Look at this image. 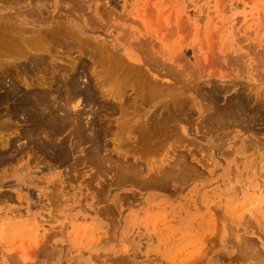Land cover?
Segmentation results:
<instances>
[{"label":"rangeland","instance_id":"obj_1","mask_svg":"<svg viewBox=\"0 0 264 264\" xmlns=\"http://www.w3.org/2000/svg\"><path fill=\"white\" fill-rule=\"evenodd\" d=\"M4 19L3 39L55 34L0 57V264H264V0H0ZM44 92L72 119L53 134L24 97Z\"/></svg>","mask_w":264,"mask_h":264},{"label":"bare ground","instance_id":"obj_2","mask_svg":"<svg viewBox=\"0 0 264 264\" xmlns=\"http://www.w3.org/2000/svg\"><path fill=\"white\" fill-rule=\"evenodd\" d=\"M28 1H29V0H28ZM5 2H6V1H5ZM17 3H18V2H17ZM80 4H81V3H80ZM31 5H33V4H31ZM78 5H79V4H78ZM33 6H34V5H33ZM80 6H81V5H80ZM70 7H71V6H70ZM82 7H83V6H82ZM32 8H33V9H32ZM32 8H31L32 10H31V9H29L28 11L26 10V11L28 12L26 15L28 16V15L30 14L31 16L33 15V16H36V18H37V16L40 14V13H39V8H37V6H36V7L34 6V7H32ZM79 8H81V7L78 6V9H79ZM41 9H42V8H41ZM43 10H44V9H42L41 11H43ZM79 10H80V9H79ZM81 10H84V9L81 8ZM69 11H70V10H69ZM76 12H78V11H76ZM79 14H81V13H79ZM108 14H109V13H108ZM11 15H12V14H11ZM13 16H14V15H13ZM27 16H25V18H26ZM50 16H51V15H50ZM87 16H88V15H87ZM60 17H61V16H60ZM27 18H28V17H27ZM38 18H39V17H38ZM14 19H15V18H14ZM29 19H30V17H29ZM32 19H34V18H32ZM16 20H17V19H16ZM37 20H38V19H36V21H37ZM6 21H7V20H5V19H4V20H0V32H1L3 29H5L6 27L10 26V25H7V24H6ZM8 21H9V20H8ZM34 22H35V21H34ZM38 22H39V20L37 21V23H38ZM44 22H45V21H44ZM24 23H25V21H24V22H23V21H20V22L17 23V25H13V24H12V26H15V27H13V28H14V29H15V28H18V30H19V32H20V33L17 34V36L14 37V38H8V37H6V36H8V35L6 34L8 31L5 30V31H7L5 34H3V35H5V36H3V37H5V39H3V38L0 37V49H2V50L0 51V55H1V52H2V51L4 50V48H5V50H6V49H7V51L9 50V55L13 57V55H14L13 53L16 52V51H18V50H17L18 47H16V45L19 46V49H21V46L26 47V46H25L26 43H28V44H29V43H33V45H36V44H37L39 47L42 46V47H44V49L46 50L45 45H46L48 42L45 43V42L42 41V39H44V38H48V35H50L51 32L54 33V28H52V27L50 26L53 30H52V29H51V30L49 29V30H48L49 32H43V33H41L42 35H39V34H38V35H33V36H31L32 34H30V37H28V36L26 37L25 35L23 36V34H25V32L28 33V32H30V31H29L28 27H27L26 25H24ZM26 23H27V22H26ZM59 23H60V22H59ZM38 24H40V22H39ZM41 24H43V23H41ZM58 25H59V24H58ZM60 25H61V24H60ZM4 26H6V27L4 28ZM63 26H64V25H62V27H63ZM10 28H11V26H10ZM13 28H12V30H13ZM63 28H64V27H63ZM66 29H67V28H65L64 30H66ZM56 30H58V29H55V32H56ZM69 30H70V29H69ZM33 31H35V30H32L31 33H32ZM46 31H47V30H46ZM17 32H18V31H17ZM17 32H16V29H15V32H14V33H17ZM60 32H61V31H60ZM8 33H9V32H8ZM27 33H26V34H27ZM53 33H52V34H53ZM62 33H63V32H62ZM10 34H11V33H10ZM12 34H13V33H12ZM54 34H55V33H54ZM58 34H59V33H58ZM64 34H65V33H64ZM69 34H71V31L69 32ZM62 35H63V34H62ZM46 36H47V37H46ZM55 36L57 37V34H56ZM51 37H52V36H51ZM56 37H54V38L56 39V43L58 44V42H60V41H58L59 39L57 40ZM66 37H68V35H66ZM71 37H73V36H71ZM74 37H75V36H74ZM61 38H62V36H61ZM71 39H72V38H71ZM77 39H78V38H77ZM79 39H81V38H79ZM79 39H78V40H79ZM50 40H51V39H50ZM45 41H46V39H45ZM48 41H49V40H48ZM54 41H55V40H54ZM62 41H63V40H62ZM67 41H68V40H67ZM70 41H71V40H70ZM73 41H74V39H73ZM12 42H13V43H12ZM14 42H16V43H18V44H15ZM41 42H43V43L40 45ZM63 42H64V41H63ZM65 42H66V41H65ZM38 43H39V44H38ZM44 43H45V45H44ZM49 43H50V42H49ZM56 43H55V44H56ZM61 44H62V43H61ZM82 44H83V43H82ZM82 44H81V46H82ZM43 45H44V46H43ZM58 45H59V44H58ZM85 45H86V44H85ZM2 46H3V47H2ZM14 46H15L16 51H13V50H12V48H13ZM47 46H48V45H47ZM49 46H50V45H49ZM68 46H69V45H68ZM91 46H93V45H91ZM101 46H102V45H101ZM28 47H29V46H28ZM39 47H38L37 51L40 49ZM83 47H85V46H83ZM88 47H89V45H88ZM93 47H94V46H93ZM35 48H37V46L34 47V49H35ZM53 48H54V47H53ZM59 48H60V47H59ZM59 48L57 47L56 49H59ZM75 48H77V47L74 46V49H75ZM98 48H99V46H98ZM98 48H95V49L93 48V49L96 51V49H98ZM47 49H48V47H47ZM49 49H50V48H49ZM60 49H61V48H60ZM72 49H73V48H72ZM88 49L90 50V48H88ZM10 50H12L13 53L10 54ZM40 50H42V48H41ZM45 50H44V51H45ZM99 50H100V49H99ZM29 51H30V50H29ZM55 51H56V50H55ZM77 51H78V49H77ZM90 51H91V50H90ZM95 51L93 52V55L95 54ZM4 52H6V51H4ZM4 52H2V56H0L1 58L3 57ZM34 52H35V51H34ZM34 52H33V55H35ZM41 52H43V50L40 51V54H38L39 56H38V58H37V59H39L40 61L44 59V58H42V57H45L44 55L40 56V55L42 54ZM50 52H51V50H50ZM57 52H58V51H57ZM96 52H97V51H96ZM99 52H100V51H99ZM99 52H97L96 55H98ZM102 52H103V50H102ZM22 53H23V54H22ZM29 53H30V52H29ZM29 53H28V55H29ZM48 53H49V52H48ZM53 53H54V52H53ZM53 53H52V54H53ZM62 53H64V52H62ZM62 53H61V54H62ZM85 53H86V52H85ZM103 53H104V52H103ZM6 54H8V53L6 52ZM12 54H13V55H12ZM21 54H22V55H26V56H28L27 53H25V52H21ZM44 54H45V53H44ZM46 54H47V52H46ZM52 54H50V55H52ZM56 54H58V53H56ZM90 54H91V52H90ZM100 54H101V52H100ZM111 54H112V53H111ZM116 54H117V53H115L114 58H115V56H116V58L119 57V59H120V58H121V57H120L121 55L119 56V55H116ZM9 55H7V56H8V57H7V60H8V59L10 60V59L12 58V57L9 58ZM31 55H32V54H31ZM36 55H37V53H36ZM36 55H35V56H36ZM50 55H49V56H50ZM93 55H92V57H93V59H94V56H93ZM96 55H95V56H96ZM103 55H105V54H103ZM103 55H102V57L105 59L106 57H104ZM16 56H17V55H15V57H16ZM26 56H24V58H25ZM29 56H30V55H29ZM35 56H34V57H35ZM89 56H90V55H89ZM108 56H109V55H108ZM111 56H113V55H110L109 57H111ZM5 57H6V56H5ZM34 57H33V59H34ZM36 57H37V56H36ZM47 57H48V54H47ZM53 57H55L54 54H53ZM53 57H52V58H53ZM98 57H100V56H98ZM102 57H101V58H102ZM16 58H17V60L19 59L18 56H17ZM26 58H27V57H26ZM26 58H25V59H26ZM101 58H100V60H101ZM103 58H102V59H103ZM116 58H115V59H116ZM22 59H23V58H22ZM37 59H35V61L40 62V61L37 60ZM54 59H55V58H54ZM56 59H57V58H56ZM58 59H59V58H58ZM108 59H109V58H108ZM108 59H107V60H108ZM0 60H1V59H0ZM5 60H6V58H5ZM7 60H6V61H7ZM44 60H46V57H45ZM48 60H49V59H48ZM51 60H52V59H51ZM127 60L129 61V59H127ZM1 61H2V60H1ZM49 61H50V60H49ZM52 61L55 62V60H52ZM52 61H50V63L53 64L54 62H52ZM104 61H106V59H105ZM104 61H103L102 63H104ZM109 61H110L109 63H111L112 60L109 59ZM121 61H122V60H121ZM123 61H124V60H123ZM134 61H135V60H134ZM136 61H137V60H136ZM12 62H13V61H12ZM43 62H44V61H43ZM47 62H48V61H47ZM60 62H62V61H60ZM98 62H99V61H97V63H98ZM106 62H107V61H106ZM113 62H114V60L112 61V63H113ZM118 62H120V61H118ZM118 62H116V63H118ZM132 62H133V61H132ZM0 63H1V62H0ZM2 63H3V62H2ZM5 63H8V62H5ZM41 63H42V62H41ZM41 63H40V64H41ZM50 63L48 62L49 65H50ZM58 63H59V60H58ZM95 63H96V62H95ZM99 63H101V62H99ZM99 63H98V64H99ZM102 63H101V66H103ZM112 63L110 64V66L112 65ZM116 63H113V64H115V65H114V66L116 67L115 70H116V69L118 70V69H119L118 67L120 66V65H119L120 63L117 64V66L119 65L118 67L116 66ZM128 63H129V62H128ZM130 63H131V62H130ZM8 64L11 65V63H8ZM12 64H13V63H12ZM37 64H38V63H37ZM48 64H46V65H48ZM52 64H51V66H52ZM62 64H63V63H62ZM76 64H77V63H76ZM91 64H92V63H91ZM98 64H96V66H97ZM121 64H122V62H121ZM135 64H137V63H135ZM138 64H139V63H138ZM6 65H7V64H6ZM10 65H7V66L10 67ZM20 65H21V64H20ZM20 65H19V66H20ZM43 65H45V64L43 63ZM55 65H56V64H55ZM67 65H68V64H67ZM142 65H143V64H142ZM21 66H22V65H21ZM37 66H38V65H37ZM37 66H36V69H37V68H42V65H39L38 67H37ZM40 66H41V67H40ZM57 66H59V64H58ZM98 66H99V65H98ZM101 66H100V67H101ZM105 66H106V65H104L103 67L105 68ZM108 66H109V65H108ZM108 66H107V67H108ZM135 66L137 67V65H135ZM135 66H132V63H131V66L129 65L128 68H135V69H136ZM139 66H140V64H139ZM17 67H18V64H17ZM17 67L14 66V67H12V68H15V69H16ZM34 67H35V66H34ZM44 67H45V66H44ZM48 67H49V66H48ZM67 67H69V66H67ZM70 67H71V66H70ZM103 67H102V68H103ZM112 67H113V66H112ZM112 67H111V68L108 67V68H110V70H108V68H106L108 71H107L106 69H104V68H103V69H104V71H107V72L110 74L111 72H113V71H112V70H113ZM6 68H7V67H6ZM19 68H20V67H19ZM50 68H51V67H50ZM63 68H64V67H63ZM113 68H114V67H113ZM126 68H127V67H126ZM142 68H143V67H142ZM9 69H11V68H9ZM44 69H45V68H44ZM67 69H68V68H67ZM70 69H71V68H70ZM80 69H81V68H80ZM111 69H112V70H111ZM51 70H52V69H51ZM65 70H66V69H65ZM101 70H102V69L100 68V71H101ZM117 70H116V71H117ZM125 70H126V69H125ZM129 70H132V69H129ZM139 70H140V72L142 73L141 69H139ZM139 70H137L136 74L139 73V72H138ZM146 70H147V69H146ZM21 71H22V70H21ZM60 71H61V70H60ZM110 71H111V72H110ZM116 71H114V73H115ZM127 71H128V70H127ZM135 71H136V70H135ZM135 71H134V72H135ZM7 72H8V71H7ZM62 72H63V71H62ZM102 72H103V71H102ZM102 72H101V73H102ZM122 72H123V71H121V73H122ZM125 72H126V71H125ZM125 72H123V73L126 75ZM130 72H131V71H130ZM134 72H133V73H134ZM8 73H9V72H8ZM28 73H29V72H28ZM67 73H68V72H67ZM119 73H120V72H119ZM121 73H120V75H121ZM133 73H131V74L133 75ZM141 73H140V74H141ZM144 73H145V72H144ZM147 73H148V72H147ZM29 74H30V73H29ZM73 74H74V73H73ZM127 74H128V73H127ZM140 74H137V75H140ZM150 74H151V73H150ZM57 75H58V74H57ZM75 75H76V74H75ZM80 75H81V74H80ZM104 75H107V73H104ZM104 75H103V76H104ZM118 75H119V74H118ZM120 75H119V76H120ZM151 75H152V74H151ZM151 75H150V76H151ZM27 76H28V75H27ZM30 76H31V75H30ZM40 76H41V75H40ZM55 76H56V75H55ZM77 76H78V75H77ZM77 76H76V77H77ZM103 76H102L101 78H103ZM109 76H110V75H109ZM112 76H113V74H111L110 77H112ZM126 76H127V75H126ZM134 76H135V75H134ZM150 76H149V77H150ZM23 77H24V76H23ZM28 77H29V76H28ZM61 77H62V76H61ZM68 77H69V76H68ZM95 77H96V76H95ZM95 77H93V79H94ZM121 77L123 78V74L121 75ZM142 77H143V76H142ZM146 77H147V75H146ZM149 77H148V78H149ZM36 78H37V77H36ZM58 78H59V77H58ZM104 78H105V77H104ZM104 78H103V79H104ZM117 78H118V76H117ZM127 78H128V77H127ZM127 78H126V79H127ZM138 78H139V77H138ZM144 78H145V75H144ZM148 78H147V79H148ZM152 78H153V77H152ZM152 78H151V79H152ZM2 79H4V78H2ZM2 79H1V80H2ZM24 79H25V78H24ZM30 79H31V78H30ZM38 79H39V78H38ZM59 79H60V78H59ZM62 79H63V78H62ZM95 79H96V78H95ZM103 79H102V81H103ZM107 79H108V77L105 78V80H107ZM109 79H111V78H109ZM119 79L121 80V78H119ZM128 79H129V78H128ZM136 79H137V77H136ZM136 79H133V80H134V81H132L133 84H134L136 81L140 84L141 82H139V81L136 80ZM141 79H142V78H141ZM141 79H139V80L141 81ZM5 80H6V79H5ZM5 80H4V81H5ZM20 80H21V79H20ZM105 80H104V84H105V82H106ZM111 80H112V79H111ZM117 80H118V79H116V81H117ZM135 80H136V81H135ZM144 80H145V79H144ZM144 80H143V81H144ZM152 80H154V79H152ZM152 80H151V81H152ZM57 81H58V80H56V82H57ZM62 81H63L64 84H65V87H64V88H65L66 92L64 93V95L66 96V98H67V96L70 97V95L74 97L77 93H79V90H77V88H76L77 86L75 85V82H77V81H75L74 76H70V78H68V79L65 78V79L62 80ZM143 81H142V82H143ZM146 81H147V80H146ZM146 81H145V82H146ZM157 81H158V79H157ZM2 82H3V81H2ZM5 82H6V81H5ZM36 82H37V81H35V83H36ZM44 82H45V81H44ZM59 82H60V81H59ZM99 82H100V81H99ZM124 82H125V81H124ZM124 82H123V83H124ZM132 82H131V83H132ZM153 82H154V81H153ZM158 82H159V81H158ZM3 83H4V82H3ZM10 83H11V82H10ZM30 83H31V82H30ZM33 83H34V81H33ZM88 83H89V82H88ZM90 83H91V82H90ZM90 83L88 84V90H87V91H88V98H87V99H88L89 102L92 101V98H93V96H94V95H93V91H92L93 87H92V89H91V87L89 86V85H93V84H90ZM93 83H94V82H93ZM149 83H150V81H149V82L147 81V85H146V84L142 85V86H145V85H146L145 87H147V88H145V87H143V88H145V89H147V90L141 88V86H140V88L137 87V86H134L136 83H135V84L133 85V87H131V88H133V89H137V88H139V90H141V91H142V89H143L145 92H146V91L149 92V94H147V95L152 94L151 96H153V92H154V89L156 88V85L154 84V87H151V85H150V88H148ZM151 83H152V82H151ZM8 84H9V83H8ZM39 84H40V83H39ZM96 84H97V83H96ZM104 84L101 83L100 85H104ZM157 84H158V83H157ZM10 85H11L12 88L16 89V88H15L16 85H15L13 82H12L11 84H9V88H10ZM116 85H117V84H116ZM116 85H115V86H116ZM124 85H125V84H124ZM124 85H123L122 87H124ZM152 85H153V83H152ZM45 86H46V85H45ZM86 86H87V85H86ZM94 86H95V84H94ZM158 86H159V85H158ZM158 86H157V87H158ZM25 87H26V85H25ZM46 87H47V86H46ZM97 87H98V86H97ZM97 87H96V89H97ZM118 87H119V88L121 87L120 84H118ZM122 87H121V88H122ZM126 87H128V86H126ZM135 87H136V88H135ZM85 88H86V87H85ZM115 88L117 89V87H115ZM61 89H62V87H61ZM127 89H128V88H127ZM63 90H64V89H63ZM98 90H99V88H98ZM117 90H118V89H117ZM124 90H125V88H124ZM124 90H123V91H124ZM128 90H129V89H128ZM12 91H13V90H12ZM22 91H23V90H22ZM60 91H61V90H60ZM87 91H86V92H87ZM155 91H156V90H155ZM94 92H95V91H94ZM120 92H121V91H120ZM120 92L117 91V93H115V94H116L115 96L117 97V96H118V93H119V94L122 93V92H121V93H120ZM39 93H40V92H39ZM53 93H54V92H53ZM62 93H63V92H62ZM97 93H100V92H97ZM142 93H143V91H142ZM47 94H48V93L45 94V92H44L42 95H40V94H33V95H24V97L29 98L30 101H32V104L34 105L33 108L38 109L39 107H43V109H47V110L49 111V114H48V115L50 116V118H49V119L47 118V119H48V120H47L48 122L45 121L46 123H49V124H48V125L44 124V125L49 127V128H48L49 130H47V131L49 132V134H53V133H55V132H58V131L62 130V128H65L69 123H71L72 119H71V121H70V118H69V116H68L69 114H67V113H65L63 116H62V115H58V114H54V112H57L56 110L61 109V108H58V107H56V106H55V108H54V105L51 103V102H53V101H52V100H53V96L51 97L52 99H49L50 95H47ZM54 94H55V93H54ZM122 94H123V93H122ZM144 94H146V93H144ZM64 95H62V96H63L62 99H66V98H64ZM83 95H84V93H83ZM95 95H96V94H95ZM141 95H143V94H141ZM77 96H78V95H77ZM80 96H81V95H80ZM80 96H79V97H80ZM119 96H120V95H119ZM119 96H118V97H119ZM139 96H140V93H139ZM139 96H138V97H139ZM6 97H8V96H7V95H6V96H3V95H2V97H0V99H5ZM59 97H60V98H59ZM59 97H58V95H57V98L61 99V96H59ZM100 97H101V95H100ZM116 97H115V98H116ZM118 97H117V98H118ZM121 97H124V96H121ZM121 97H120L119 99H122ZM142 97H143V96H142ZM142 97H141V98H142ZM149 97H150V96H149ZM57 98H56V99H57ZM74 98H76V97H74ZM113 98H114V96H113ZM115 98H114V101H115ZM47 99H49L50 102H47ZM54 99H55V98H54ZM67 99H68V98H67ZM102 99H104L103 96H102ZM69 100H70V99H69ZM122 100H123V99H122ZM57 101H59V100H57ZM118 101L120 102L121 100H118ZM118 101H115V102H117V105H120V103L118 104ZM123 102H124V101H123ZM123 102H122V103H123ZM67 103H68V102H67ZM172 103H173V102H172ZM183 103H184V101H183ZM115 104H116V103H115ZM33 105H31V106H33ZM173 105H174V104H173ZM57 106H58V105H57ZM59 106H60V105H59ZM115 106H116V105H115ZM122 106H123V105H122ZM30 108H31V107H30ZM51 108L54 109V112L51 110ZM220 109H221V108H220ZM220 109H219V110H220ZM233 109H235V108H233ZM236 109H237V107H236ZM238 109H239V108H238ZM238 109H237L236 111H235V110H234V111H233V110L231 111V109H226V110L223 109L224 111L221 110V111H219L218 113H216V112H215V113H216V115H217L218 117H219V116H222V118H224V120H225V117L227 118L229 115H230V116H235L234 114H235V112L237 113ZM61 110H62V109H61ZM176 110H177V109H176ZM34 111H35V110H34ZM181 111H182V110H181ZM181 111H180V112H181ZM52 112H53V113H52ZM233 112H234V113H233ZM5 113H6V112H5ZM182 113H183V112H182ZM213 113H214V112H213ZM2 114H3V113H2ZM81 114H82V113H81ZM33 115H34V114H33ZM216 115L214 114V116H216ZM40 116L43 117L41 114L39 115V117H40ZM210 116H211V118H212V114H211ZM223 116H224V117H223ZM230 116H229V119H230ZM33 117H35V116H33ZM71 117H72V116H71ZM174 117H175V116H174ZM179 117H180V116H179ZM235 117H236V116H235ZM19 118H20V117H19ZM183 118H184V117H183ZM211 118H210V119H211ZM219 118H220V117H219ZM232 118H233V117H232ZM0 119H1V118H0ZM39 119H40V118H39ZM41 119H42V118H41ZM41 119H40V120H41ZM43 119H44V118H43ZM94 119H95V118H94ZM213 119H214V118H213ZM216 119H217V118H216ZM229 119H228V120H229ZM40 120H38V121H40ZM211 120H212V119H211ZM222 120H223V119H222ZM222 120H221V121H222ZM156 121H157V120H156ZM41 122H42V121H41ZM90 122H91V121H90ZM226 122H227V121H226ZM231 122H232V121H231ZM214 123H215V122H214ZM214 123H213V124H214ZM216 123H217V122H216ZM227 123H228V122H227ZM40 124H41V123H40ZM147 124H149V123H147ZM93 125H94V124H93ZM137 125H138V124H137ZM225 125H226V124H225ZM34 126H35V125H34ZM68 126H69V125H68ZM90 126H91V124H90ZM90 126H89V127H90ZM209 126H211V125H209ZM217 126H218V125H217ZM5 127H6V126H5ZM79 127H80V126H79ZM138 127H140V126H138ZM142 127H145V128H146L145 130H148L147 127H146V124H143ZM150 127H151V126H150ZM224 127H226V126H224ZM7 128H8V126H7ZM92 128H93V127H92ZM42 129H43V128H42ZM90 129H91V127H90ZM139 129H140V128H139ZM141 129H142V128H141ZM218 129H219V128H218ZM8 130H9V129H8ZM142 130H143V129H142ZM145 130H143V131H145ZM78 131L81 133V129L78 130ZM82 131H83V130H82ZM93 131H94V129L92 130V132H91V133L89 134V136H88V137H91L90 139H91L92 141H93L94 139L97 140V138H98V137L95 138V135L93 134V133H95V132H93ZM38 132H39V131H38ZM38 132H37V133H38ZM34 133H35V132H34ZM147 133H148V132H147ZM151 133H152V132H151ZM14 134H15V133H14ZM77 134H78V133H77ZM147 135H148V134H147ZM47 136H48V135H47ZM49 136H50V135H49ZM82 136H83V135H82ZM96 136H97V135H96ZM141 136H142V135H141ZM144 136H146V135H144ZM5 137H6V136H5ZM7 137H8V136H7ZM17 137H18V136H17ZM142 137H143V136H142ZM47 138H48V137H47ZM147 138H148V137H147ZM9 139H10V138H9ZM82 140H83V139H82ZM84 140H85V139H84ZM86 140H87V138H86ZM91 140H90V141H91ZM134 140H135V139H134ZM48 141H49V140H47V141L44 140L43 142H37V144H38L37 147H39L40 149H42V151H46V150H47L48 148H50V147H51V149H53V148H58V147H59V146H55V145H53V143L48 142ZM50 141H51V140H50ZM35 142H36V141H35ZM95 142H97V141H95ZM8 144H9V143H8L7 140H6V143H4V147H7ZM13 144H14V143H13ZM35 144H36V143H35ZM57 145H58V144H57ZM59 145H60V144H59ZM91 145H92V144H91ZM94 145L97 146V143L94 144ZM94 145H93V146H94ZM9 146H10V145H9ZM96 146H95V147H96ZM33 147H35V146L33 145ZM90 147H91V146H90ZM39 148H38V149H39ZM61 148H62V147H61ZM65 148H66V147H65ZM91 148H92V147H91ZM91 148H90V149H91ZM97 148H98V147H97ZM64 151H65V150H64ZM12 152H13V151H12ZM97 152H98V150H97ZM63 153H64V152H63ZM64 154H65V153H64ZM66 154H67V153H66ZM5 155H6V154H5ZM16 155H17V154H16ZM12 156H13V155H12ZM96 156H97V155H96ZM58 157H59V156H58ZM90 157H91V156H90ZM92 157H94V156L92 155ZM4 158H5V157H4ZM1 159H2V158H1ZM92 159H93V158H92ZM8 160H9V159H8ZM95 160H97L96 157H95ZM95 164H96V163H95ZM118 171H119V170H118ZM136 172H137V170H135V168L132 169V167H131V168H128V169L121 168L120 171H119L118 174H117V176H118V180H117V181L119 182V181H124V180H126V181H128V180H130V181L136 180V179L138 178V177H137L138 175H136V174H137ZM181 174H182V173H181ZM137 180H138V179H137Z\"/></svg>","mask_w":264,"mask_h":264}]
</instances>
